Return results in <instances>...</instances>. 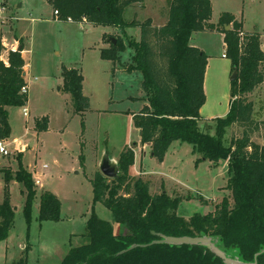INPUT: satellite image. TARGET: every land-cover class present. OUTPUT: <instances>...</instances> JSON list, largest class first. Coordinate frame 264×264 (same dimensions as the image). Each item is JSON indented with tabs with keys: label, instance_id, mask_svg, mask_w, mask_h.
Listing matches in <instances>:
<instances>
[{
	"label": "trees",
	"instance_id": "1",
	"mask_svg": "<svg viewBox=\"0 0 264 264\" xmlns=\"http://www.w3.org/2000/svg\"><path fill=\"white\" fill-rule=\"evenodd\" d=\"M145 1L51 0V3L59 21L86 20L95 26L141 29V40L128 42L134 56L126 68L129 73L143 75L146 105L133 114L134 126L141 132V144H150L152 156L160 163L175 142L192 145L193 153L201 155L199 163L209 161L218 167L222 161L226 162L230 177L227 189L232 195L225 197L214 212L186 219L179 214L180 197L172 198L166 191L152 195L148 181L131 176L135 153L127 148L121 154L116 179H108L101 172L92 179L94 203L111 211L117 227L93 212L87 222V242L72 247L60 264H224L200 246L154 245L116 256L133 244L157 240L153 233L213 237L228 256L252 263L255 255L264 251V146L253 141L264 129V121L254 119V104L249 100V95L264 82L261 35L246 34L243 24L229 13H223L218 24L212 23L211 0H169V18L164 26L153 25L151 19L126 22L125 10ZM206 31L225 34L226 57L233 71L238 70V79L231 83L230 111L226 117L213 120L215 136L199 127L201 110L206 104L204 81L209 57L190 43L193 34ZM20 47V52L9 51L6 66L1 56L8 47L0 41V142L9 140L12 133L7 108H23L28 103V94H22V89L28 86L23 74L26 64L22 41ZM125 47V41L119 39L117 45L102 49L101 56L116 63ZM63 74L64 90L71 95L75 112H87L90 102L84 95L83 76L67 68ZM49 126L48 118H43L36 128L42 132L48 131ZM233 127L243 132L225 145V135ZM21 159L19 156V169L15 173L5 172L4 179L6 184L17 181L24 185L23 215L30 228L37 191L34 176ZM8 194L0 205V242L8 238L15 224L16 210ZM61 210L60 200L50 192H43L37 220L58 223ZM257 262L264 264V254ZM14 264H29L28 255Z\"/></svg>",
	"mask_w": 264,
	"mask_h": 264
},
{
	"label": "rangeland",
	"instance_id": "2",
	"mask_svg": "<svg viewBox=\"0 0 264 264\" xmlns=\"http://www.w3.org/2000/svg\"><path fill=\"white\" fill-rule=\"evenodd\" d=\"M214 2V23L218 24L221 12L228 11L243 22L246 34L258 33L264 40V0ZM169 8V0H146L128 7L124 20L151 19L154 25L162 26L168 21ZM55 17L51 0H0V41L3 39L12 51L15 48L11 45L15 44L18 50L22 40L29 71L28 103L23 108H7L12 133L9 140L2 142L10 154H0V205L9 193L10 204L16 210L14 227L8 238L0 242V264H14L26 254L29 264H60L72 247L87 242L86 227L93 212L117 227L111 211L94 203L92 179L100 172L105 155L119 166L121 154L127 148L134 151L135 162L138 157V163L130 170L131 176L148 181L152 195L166 191L172 198L180 197L179 214L186 219L214 212L225 197L232 195L227 189L230 177L226 162L222 161L218 167L209 161L199 163L201 155L194 154L190 144L173 143L163 163L152 156L151 148L140 151V130L134 126L133 114L146 105L143 75L129 73L126 68L134 56L128 42L140 41L141 29L123 30L84 21L70 23L59 21V15ZM219 35L220 32H197L192 42L211 56L220 48ZM111 38L125 41L126 49L116 63L101 56V50L112 45ZM3 57L8 59V53ZM212 62L219 67L228 65L231 74L227 78L230 85L227 92L231 96L234 72L231 61L213 58ZM64 68L75 69L83 76L84 95L90 102L87 112H75L72 97L64 90ZM219 96L220 115L227 99L221 92ZM24 109L28 116L24 115ZM208 109L209 106L203 110L199 127L215 136L216 124L206 119ZM253 116L257 120L260 114ZM43 118H48L50 126L48 131L40 132L36 125ZM242 132L237 127L228 129L225 145ZM253 141L264 143V129ZM19 156L33 180L40 182V185L35 182L37 197L31 229L23 215L24 185L17 181L6 184L4 179L5 172L15 173L19 169ZM43 192H50L60 200V222H38Z\"/></svg>",
	"mask_w": 264,
	"mask_h": 264
},
{
	"label": "crops",
	"instance_id": "3",
	"mask_svg": "<svg viewBox=\"0 0 264 264\" xmlns=\"http://www.w3.org/2000/svg\"><path fill=\"white\" fill-rule=\"evenodd\" d=\"M211 1H212V6H213V16H214V12L216 11L215 10L216 5H215L214 0H211ZM223 13H229V14L234 15L233 13H230L228 11L221 12V15ZM220 17H219V19H220ZM236 19L239 22H241L237 17H236ZM152 23H153V21H152ZM212 23H214L213 17H212ZM241 23L243 24V22H241ZM214 24H216V23H214ZM153 25H154V23H153ZM162 26H164V25H162ZM158 27H160V25H158ZM228 28L230 29V27H228ZM243 28H244V25H243ZM128 29L131 30L134 28H128ZM135 29H138V28H135ZM1 33H2V29L0 28V36H1ZM224 39H225V34L220 33V35H219V41L221 42L220 48H218L217 52H213L211 56H208L209 62H208V67H207V71H206V75H205L206 79L204 81V90H205V94H206V104L203 106V108L201 110V115H202L203 110L205 108H207V106H209V109H208L209 114L207 116L208 118H206V119L211 120V121H213L217 117L228 115V113L230 111L231 96H229L228 92H227V90H229V88H230V85H228V83H227V78L231 74V71H230V69H228V65H226V64H224L222 67H219L217 63H214L216 61L211 63V60H213V58H216L219 61L228 60L227 57L226 58L223 57V55L226 52V48H227V46H226L227 44H225ZM1 41H3V43H5V41L3 39ZM261 42H262V45H263L262 47H263V51H264V40H263L262 35H261ZM16 43H18V42H16ZM190 43H192L191 46H193V47L199 48L200 50L203 49V48H200V46H198V44L193 43L192 39H191ZM5 45L7 46V44H5ZM11 47L16 49L15 44L11 45ZM9 51H11V48L10 49L8 48V50L5 53H8V55H9ZM12 51H15V50H12ZM24 51H25V49H24ZM24 51L22 52V56H23L25 64H26V60L24 57ZM133 55H134V52H133ZM3 56H4V54H3ZM3 56H1V60L4 62V64L8 63V66H9L8 59H5ZM24 71L25 72L23 74H24L25 80L27 82V75L29 74L27 64L24 67ZM27 85H28V94H29V83L28 82H27ZM219 92L222 93V96L224 97V99H227V106H225L223 114H220V115L217 114L218 113V106L217 105H219V97H220ZM249 97H250L249 100L252 101L254 104V114H257V113L260 114V116L257 118V121L263 122L264 121V82L261 83V85L252 94H250ZM259 145L264 146V143H259ZM140 148H141L140 151H142L143 148L144 149L150 148V145L147 144V145L143 146L140 143ZM143 154H144V156L146 155L145 152ZM136 162L138 163L137 155H136Z\"/></svg>",
	"mask_w": 264,
	"mask_h": 264
},
{
	"label": "water",
	"instance_id": "4",
	"mask_svg": "<svg viewBox=\"0 0 264 264\" xmlns=\"http://www.w3.org/2000/svg\"><path fill=\"white\" fill-rule=\"evenodd\" d=\"M229 28H227L228 30ZM110 42L113 45H117V40L114 38L110 39ZM18 52L21 51V47L18 48ZM238 79V70H234L231 81L234 82ZM141 136V132H140ZM142 145V144H141ZM150 145V144H149ZM100 172L108 179H116L119 176V166L118 163L110 158L109 155H105L103 157L102 162L100 163ZM155 237L158 239L149 243V244H133L128 249L118 252L116 256H122L132 250L138 248H148L154 245H168L170 247H183V246H200L208 249L211 253L222 260L224 264H258L257 259L259 256L264 254V251L257 253L254 258V262L247 263L241 261L239 258H231L228 256L219 246L220 242L218 239L209 236H200V237H190V236H182V237H172L166 236L160 233H153Z\"/></svg>",
	"mask_w": 264,
	"mask_h": 264
},
{
	"label": "built area",
	"instance_id": "5",
	"mask_svg": "<svg viewBox=\"0 0 264 264\" xmlns=\"http://www.w3.org/2000/svg\"><path fill=\"white\" fill-rule=\"evenodd\" d=\"M55 15L56 17H58V12L55 11ZM70 23H73L72 20L70 19L69 20ZM87 21L84 20V23H86ZM16 51V49H14ZM224 58H226V53L223 55ZM7 66H8V63H5ZM22 94H28V86H25L23 89H22ZM24 115L25 116H28V111L27 109H24ZM0 154H3V155H9L10 153L7 151V148L5 146V144L3 142H0ZM36 182V185H40V182L39 181H35Z\"/></svg>",
	"mask_w": 264,
	"mask_h": 264
}]
</instances>
